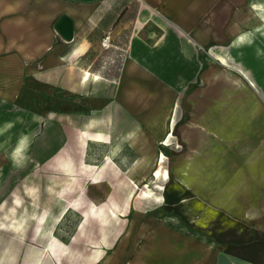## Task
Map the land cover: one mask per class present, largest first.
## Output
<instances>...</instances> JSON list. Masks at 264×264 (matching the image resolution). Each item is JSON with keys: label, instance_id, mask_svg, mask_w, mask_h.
<instances>
[{"label": "crops", "instance_id": "obj_1", "mask_svg": "<svg viewBox=\"0 0 264 264\" xmlns=\"http://www.w3.org/2000/svg\"><path fill=\"white\" fill-rule=\"evenodd\" d=\"M166 1L165 11L187 21L189 11L186 4L183 6L187 0ZM263 6L252 3L240 11L239 4L236 18H231L232 33L255 24V11L264 22ZM130 8L128 0H0V169L14 171L32 157L39 158L36 163L42 190L56 189L58 205H68L61 214H44L37 228L30 223L29 230L25 229V238L44 241L43 248L22 246L16 241L21 252L15 246L11 253L19 259L7 261L1 257L0 248V264H201L203 258L196 252L209 251L210 246L172 229L169 223L141 212L131 216L128 189L153 169L156 150L153 147L145 154V141L153 145L163 137L174 103L189 105L184 100L191 92L187 87L195 76L193 72L197 74L201 68L195 44L208 47L213 43L201 27L195 40L171 38L170 34L166 43L151 48L140 38V31L151 20L145 21L144 6L138 5L133 22L136 33L119 74L113 77L92 70L97 31L103 34L114 30L127 19ZM62 16L72 21L69 41L55 29ZM204 20L205 31L214 32L213 17L208 15ZM180 26L189 28L187 24ZM231 41L233 46L245 44L240 37ZM38 87L75 95L90 104L89 111L85 115L37 113L20 99L39 94ZM157 109L162 112L157 119H146V112ZM147 124L153 129H146ZM34 127L39 129L35 139ZM97 134L101 139L91 138ZM37 145L39 153L35 150L33 154ZM50 175L55 178L51 182ZM78 184L85 187L86 197L73 196ZM94 190L115 191L111 196L101 193L104 196L96 197L92 195ZM29 194L34 196L33 189ZM83 209L80 225L69 237L75 244L88 236L97 237L90 242L88 254L63 244L55 234L59 220L70 211ZM138 222H151L156 228L151 232L142 224V229H137ZM50 224L53 230L48 231ZM129 254L131 260L125 261ZM233 261L264 264V256L258 260L255 254L253 260L235 254Z\"/></svg>", "mask_w": 264, "mask_h": 264}, {"label": "rangeland", "instance_id": "obj_2", "mask_svg": "<svg viewBox=\"0 0 264 264\" xmlns=\"http://www.w3.org/2000/svg\"><path fill=\"white\" fill-rule=\"evenodd\" d=\"M128 1L131 13L127 19L108 33L99 34L97 31L96 61L92 70L103 71L113 77L119 74L129 55L130 39L136 33L133 22L138 5L144 6L145 21L151 20L140 31V38L151 48L166 43L170 34L171 38L184 36L195 40L200 37L201 27L204 34L208 32L210 43H213L208 47L195 44L201 68L197 74L193 72L195 76L187 87L191 88L184 99L188 107L179 101L174 103L166 118L168 123L163 137L153 145L147 140L144 143L145 154L154 147L156 159L152 171L135 184L132 182L128 189L129 203L132 201L131 216L141 212L151 219L170 223L176 231L189 234L205 246H210L207 253L202 250L203 254L200 250L196 252L199 258H203L201 264H237L233 261L235 254H241L246 259L251 256L253 260L257 254L259 260L264 256V179L255 175L250 178L244 176L242 182L232 185V190H224L233 192L232 200L221 201L220 188L206 190L204 182L207 177L204 174L205 168L213 169L218 161L221 164L232 156L245 164L243 153L249 150L256 154L254 159L264 163V22L260 20L259 12L255 11V24L242 27L237 33L230 30L231 18L239 4L240 11H245L250 4H264V0H187L183 3L189 11L185 22L170 14L168 9L164 10L163 5L167 7L168 3L166 0ZM196 3L198 5L194 7ZM160 6L161 11L158 10ZM201 9L205 10L203 14ZM208 15L213 17L214 32L205 31L204 19ZM189 19L192 22L189 23ZM186 24L189 28L182 29L180 25ZM237 37L245 44L233 46L231 40ZM222 56L223 60L220 59ZM243 84L248 86L245 93L241 91ZM38 88H41L37 89L39 94L24 95L20 99L22 104L32 105L37 113L55 111L85 115L89 111L90 104L75 95ZM247 102L253 107V130L240 132L239 125L247 120ZM154 111L146 112V119L153 116L157 119L162 114L161 109ZM149 112L153 115L148 116ZM145 128L153 129L148 124ZM36 132L39 133V129L34 127V139ZM212 142L219 145V149H211ZM38 145L33 154L35 150L39 153ZM38 160L32 157L27 164L14 171L9 167L0 169V248L1 257L7 261L19 259L18 255L11 253L15 246L18 249L16 241L22 246L43 248L44 241L32 242L30 238H25V229L29 230L30 223L37 228V221L44 214H61L68 207L67 202L64 207L58 205L56 189L42 190V179L37 172ZM180 178H184L186 184L181 183ZM53 179L50 175V182ZM50 182L49 186H52ZM79 186L81 184H78L73 196L86 197L85 187ZM30 189H33V197L29 194ZM114 191L94 190L92 195L100 197L104 196L103 193L111 196ZM84 210L70 211L59 220L55 234L63 244L74 246L75 251L81 254H88L90 242L97 241V237L88 236L76 244L70 242L69 237L80 225V214ZM142 224L151 232L156 228L151 222H138L137 229H142ZM51 230L53 227L50 224L48 231ZM139 240L141 242L142 239ZM178 244L185 245L183 242ZM206 255L212 259L208 260ZM126 258L125 261L131 260L130 254Z\"/></svg>", "mask_w": 264, "mask_h": 264}, {"label": "bare ground", "instance_id": "obj_3", "mask_svg": "<svg viewBox=\"0 0 264 264\" xmlns=\"http://www.w3.org/2000/svg\"><path fill=\"white\" fill-rule=\"evenodd\" d=\"M247 88L248 86L246 84H243V87H241L242 93H245V89ZM247 104L249 103L247 102ZM248 107L249 108L246 113L247 120L241 123V125H239L238 127V130L240 132H243V130L246 132H251V130H253L251 127L253 107L250 104L248 105ZM227 134L230 135L229 132ZM93 137L101 138L99 134L94 135ZM211 146V149L213 150L219 149V145L215 144L214 142H212ZM243 157H245L246 160L245 164H241L238 160V157L232 156L223 161V163L221 164L220 161H218L217 166L213 167V169L205 168L204 176L207 177V180L204 182V185L206 187V190L210 191L218 187L221 190L219 200L231 201L232 197L234 196L233 192L228 193L224 190H232V185H234L235 183L237 184L238 182H242V178H244V176H248L250 178L252 177V175H255L261 176L264 179V163L259 162L257 159H254L256 157L254 151L249 150L243 153ZM220 158L221 157H219V159ZM210 172L213 173V175H211ZM180 181L181 183L186 184V182H184V178H180ZM206 192H204L203 197L206 196ZM249 218L251 219V216H249ZM262 229L264 230V227H262Z\"/></svg>", "mask_w": 264, "mask_h": 264}, {"label": "water", "instance_id": "obj_4", "mask_svg": "<svg viewBox=\"0 0 264 264\" xmlns=\"http://www.w3.org/2000/svg\"><path fill=\"white\" fill-rule=\"evenodd\" d=\"M56 31L66 40L72 38V21L67 16H62L55 26Z\"/></svg>", "mask_w": 264, "mask_h": 264}, {"label": "trees", "instance_id": "obj_5", "mask_svg": "<svg viewBox=\"0 0 264 264\" xmlns=\"http://www.w3.org/2000/svg\"><path fill=\"white\" fill-rule=\"evenodd\" d=\"M169 226H170L172 229H174L173 226H172L170 223H169ZM188 235H189V234H188Z\"/></svg>", "mask_w": 264, "mask_h": 264}]
</instances>
